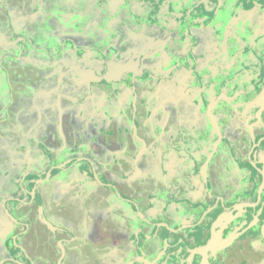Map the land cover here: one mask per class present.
<instances>
[{
    "label": "flooded vegetation",
    "instance_id": "1",
    "mask_svg": "<svg viewBox=\"0 0 264 264\" xmlns=\"http://www.w3.org/2000/svg\"><path fill=\"white\" fill-rule=\"evenodd\" d=\"M74 4L89 15L83 28L113 33L111 41L129 46L137 26L161 45L162 66L141 74L145 46L138 45L136 74L121 89L94 61L79 78L78 67H64L62 46L49 54L46 39H32L47 33L52 1L0 0L1 92L30 116L12 120L16 139L25 152L47 153L40 179L58 199L57 209L39 205V184L29 178L17 192L24 200H0V264H264V0ZM9 11L29 22L22 34ZM50 107L73 110L79 133L97 134L91 149L56 136L61 121ZM46 123L56 148H79L71 158L26 144L33 131L43 139ZM101 189L105 206L96 207Z\"/></svg>",
    "mask_w": 264,
    "mask_h": 264
},
{
    "label": "crops",
    "instance_id": "2",
    "mask_svg": "<svg viewBox=\"0 0 264 264\" xmlns=\"http://www.w3.org/2000/svg\"><path fill=\"white\" fill-rule=\"evenodd\" d=\"M50 1H52V4H53L52 6L54 7V9L51 13L48 12L47 17L49 19V22H48V27H47L48 29L47 33L42 36H38L33 33L31 36L33 35L35 36L32 39L37 40V41H45L46 39L47 43L49 44L48 46L49 54L54 53V52L56 53L59 47L62 46V49H64L62 51V56L66 52L64 55L65 62H63L64 67L69 68V69L78 67V69H76V71L73 70V72L78 74L79 78L83 76V74L79 73V71L83 72L84 74L88 72L90 73L91 71V68L89 67L90 61H94L97 64L95 65V71H101V72L103 71L106 75L108 74L109 76L108 79L117 80L114 83V85L120 88L121 87L120 84L122 80H127L129 75L132 74L133 72H134L133 74H136L135 72L137 68L135 67H137L138 57L140 58L143 57L142 58L143 64L146 65L141 73L143 75L150 74L148 73V71H150L149 68H151V70L153 71L152 68H154L155 66L157 68L162 66L163 57L160 53L161 51L158 52L159 50L158 47H160L161 45L157 43L158 41L154 42V40L147 39V37L143 35V33H142V36H140L138 33L142 31L141 29L138 30L137 26H134L132 30L133 32H130V38L133 41L132 44H130L129 46H126L124 43H122V41L120 43L116 39L111 41V39L114 36L113 33L109 32L106 35V31H104L105 32L104 33L103 31H100V29L94 32L92 31L93 28L91 30V26L88 29H84L82 24L84 23V21L89 20V15H83L81 17L80 14H78L77 12H72L71 15H69L68 17L69 18L68 21L70 23L65 25L64 15H66V13L61 12L64 9V3L62 2V0H50ZM98 1L99 0H97V2ZM72 8H74L73 10L75 11L77 10V6L75 4L74 6H72ZM239 10L240 12L241 11L243 12L242 8H239ZM8 13L6 12L5 15H8ZM10 17H12V20H13L12 22L15 25L16 34H19V33L22 34L23 27L21 25L29 23V22L25 23L26 21L24 18L25 16H22V14L19 12L18 13L10 12ZM37 17L38 15L32 19L33 24H35V22L37 21L36 20ZM70 19L72 20L70 21ZM74 21H77L78 23L75 24L73 23ZM111 31L114 32L115 30L111 29ZM71 32H73L74 34H76L75 32H78V34L77 36H75L74 34H71ZM66 35L68 36L67 37L68 39H66L65 41L64 37ZM0 41L2 40L0 39ZM7 42H9V40ZM138 45L145 46L144 53H143L144 56L141 55L142 53L138 52L139 51L137 50ZM165 48H166L165 43H162L161 49L163 50ZM151 49H152V52H154L153 54H151ZM155 49L157 52L155 51ZM80 50L81 52H79ZM127 51H128V54H126ZM97 52L98 53L103 52L104 54L103 61L101 60L98 61V58H97L98 56H96ZM155 53H156V56L158 55L159 57L158 64L153 63V57ZM199 53L200 51H197L196 55H199ZM109 54H112V55L110 56ZM113 55H115V57L114 59H111ZM145 56L146 57L149 56V59L146 58ZM98 65H103V67L99 68ZM57 71L59 72L60 70H57ZM122 74L125 76H123ZM4 85L5 83L3 80V75L1 74L0 75V109L3 108V111L0 110V120H1L0 121V200L2 199L6 201L8 199H16V198L20 200H24L25 198H23L21 195H17V192L22 191L26 180H28L29 178H32V179H35V181L39 184L36 187V190H38L37 192L38 204L42 205L43 203L49 209L51 208L57 209L58 199H57L56 189H54L53 192L49 194L50 189L49 188H47V190L44 189L43 188L44 185L42 184L44 181H41L40 179L43 169L46 168V163H44V157H46L47 153L45 154L42 151H40L39 153L32 152L31 151L32 146L27 149V152L21 149L22 145L16 139V136H17L16 132L19 129V127L15 126V124L12 123L13 122L12 120L14 119H17L19 121L21 119L29 120L30 116H28V113L26 112L22 113L21 109L18 111V109H16L15 106H9L8 98L5 95H3L1 92V87H4ZM21 94H23V96L26 95L24 92H21ZM130 99H131L130 93L126 92L124 96V101L126 105L127 103H129ZM7 108L9 111V116L4 117L3 119L4 109H7ZM50 111H51L50 115L53 114V116H55L56 112H58V119L61 121L59 122V124H57V126H55V129H56L55 134L57 137L64 135L63 138L65 139L67 137V140H72V138L81 139L82 144L80 145V147L88 146V148L91 149L89 142L90 141L95 142V138H97V134L96 133L84 134L85 132L79 133L80 128H78L79 127L78 123H75L73 110H61L60 108H58V111H57L50 107ZM62 122L64 123L63 127H62ZM37 125L38 124H35L34 126H37ZM43 126H45V129H46L45 132H42V130L40 131L41 132L40 136L44 135L43 139H37L36 138L37 134L35 133V131H33L34 132L33 135L35 136V138L33 136V138L29 139V141L26 140L27 145L30 146V145H34L35 143H39L44 147V149L46 150L45 152L51 153L50 151H52L53 153H55V151H59V153H56V154H58V158H63V159L71 158L75 154L76 150L79 149L77 148V146L75 148L73 144H63L60 148H56L59 146V143H56L58 140L52 141V139L49 136L51 135L50 132L53 133L49 129L51 127L50 123H46ZM93 126L95 127V125ZM9 129L10 130L13 129V132H12V135L14 136L13 138H11L10 134L8 133ZM38 129L39 128H37V130ZM124 129H125V126H124ZM80 136H83V139ZM63 138L61 139V141L65 143V140ZM91 145H92V148L96 147V143L91 144ZM101 148L103 149L102 151L105 150V147H103V145ZM98 151H101V150H98ZM47 194H49V196L50 195L53 196V202H50V200H47L48 199ZM98 194H100V197L98 196L96 198V202H95L96 207L105 206L104 198H105L106 190L101 189L98 192ZM110 200L114 202V199L111 198ZM110 200H108V202L111 203ZM30 209H31L30 216L32 217V225H35V224L37 225V222H35V208L34 207L32 208L30 206ZM6 215L8 216L9 214L6 213ZM96 221L101 222L99 220V217H97ZM5 222H6V219L0 212V228L1 229H4ZM13 228L14 226L12 227L10 225L7 226L8 230H13Z\"/></svg>",
    "mask_w": 264,
    "mask_h": 264
},
{
    "label": "rangeland",
    "instance_id": "3",
    "mask_svg": "<svg viewBox=\"0 0 264 264\" xmlns=\"http://www.w3.org/2000/svg\"><path fill=\"white\" fill-rule=\"evenodd\" d=\"M68 1H70V3H68V2H66V4H64V9H63V11H61V12H65V13H67L66 11L69 9V11L70 12H76L75 10H73L74 8H72V6H74V2L76 1V0H68ZM108 16H110V15H108V14H106V15H102V19H101V24L103 25L106 21H107V17ZM75 18V17H74ZM68 15H64V21H65V25H67V24H69L70 22L68 21ZM72 19H70V21H71ZM73 23H75V24H77L78 22L77 21H74ZM68 36L66 35L65 37H64V40L66 41V39H68L67 38ZM148 146H151V144L150 145H148ZM103 147H104V145H103ZM146 150H147V146H146ZM20 195H22V194H20Z\"/></svg>",
    "mask_w": 264,
    "mask_h": 264
}]
</instances>
